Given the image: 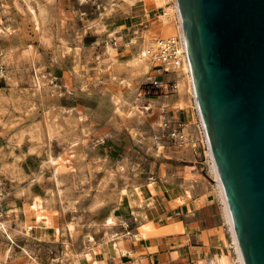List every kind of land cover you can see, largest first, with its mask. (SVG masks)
Returning a JSON list of instances; mask_svg holds the SVG:
<instances>
[{
	"label": "rangeland",
	"instance_id": "374dc122",
	"mask_svg": "<svg viewBox=\"0 0 264 264\" xmlns=\"http://www.w3.org/2000/svg\"><path fill=\"white\" fill-rule=\"evenodd\" d=\"M165 1L151 24L135 0H0V262L72 264L113 231L115 243L129 237L145 223L123 191L155 194L160 178L217 189L202 151L164 130L192 108L187 73L133 61L145 30L176 34L177 0ZM35 199L43 207L31 210ZM46 219L50 233H37Z\"/></svg>",
	"mask_w": 264,
	"mask_h": 264
},
{
	"label": "water",
	"instance_id": "95a60500",
	"mask_svg": "<svg viewBox=\"0 0 264 264\" xmlns=\"http://www.w3.org/2000/svg\"><path fill=\"white\" fill-rule=\"evenodd\" d=\"M245 264H264V0H178Z\"/></svg>",
	"mask_w": 264,
	"mask_h": 264
},
{
	"label": "crops",
	"instance_id": "0c3cea01",
	"mask_svg": "<svg viewBox=\"0 0 264 264\" xmlns=\"http://www.w3.org/2000/svg\"><path fill=\"white\" fill-rule=\"evenodd\" d=\"M133 4L138 5L140 20L145 15L151 24L158 21L152 16L162 8L158 0H135ZM190 111L180 113L181 118L190 120ZM155 183L156 195L139 187L144 201L141 202L137 195L129 202L132 214L145 215V218L138 215L145 225L132 224L127 231L129 237L115 244H101L93 254L84 257L76 254L79 264H237L233 237L218 189L204 183L189 187L170 177L160 178ZM149 201L152 206L145 205ZM134 222H138L136 217ZM51 228L40 223L36 225L39 234L50 233ZM37 260L38 264L44 263ZM2 262L0 264H6ZM25 263L36 264L35 261Z\"/></svg>",
	"mask_w": 264,
	"mask_h": 264
},
{
	"label": "bare ground",
	"instance_id": "6f19581e",
	"mask_svg": "<svg viewBox=\"0 0 264 264\" xmlns=\"http://www.w3.org/2000/svg\"><path fill=\"white\" fill-rule=\"evenodd\" d=\"M124 1H128V0H124ZM165 0H158V4L160 6H164L165 5ZM173 8V13H174V17H176V20H177V24H176V34L178 35H181V37L184 38V25H183V20H182V16H181V12H180V7H179V3H178V0L177 2H175L174 6L172 7ZM171 10V9H169ZM167 14V13H165ZM161 17V16H160ZM166 18V16H165ZM171 18V17H170ZM167 20V19H166ZM165 19L162 18V21H166ZM1 21V20H0ZM169 21H167L168 23ZM166 23V24H167ZM165 24V25H166ZM168 25V24H167ZM170 25V24H169ZM171 26V25H170ZM164 27V26H163ZM169 27V26H168ZM164 28L165 29V34H170L172 33V28ZM173 27V26H171ZM163 29V30H164ZM176 34L174 35V33L172 35L176 36ZM164 35V34H163ZM162 35V36H163ZM143 38H144V41L142 43V45H140L141 47L139 48L138 52L136 55H133L135 56L133 58V61L135 63H141L143 64L145 61H151L152 59L156 60L157 59V55L156 53L158 52L159 50V47H160V44H161V41L163 39H157L156 37V34L153 33V32H144L143 33ZM174 36H170V37H174ZM169 38V37H168ZM167 38H165L164 40H166ZM185 39V38H184ZM134 40L133 39V43H134ZM130 41V40H129ZM131 43V42H130ZM128 43V44H130ZM136 43V42H135ZM132 44V43H131ZM111 49V47L109 48V50ZM113 49V48H112ZM157 61V60H156ZM153 62V61H152ZM140 64V65H141ZM146 65V62L144 63ZM160 63L158 62L157 65H159ZM139 65V64H138ZM137 65V66H138ZM147 65H149L147 63ZM146 67V66H144ZM146 69L148 70L149 67ZM177 71H181L184 73H187V77L189 79V83H190V92H192L193 96L195 97L196 99V104L198 105L197 103V97H196V92H195V88H194V83H193V77H192V73H191V65H190V59L189 58H186L185 60V64L184 66H182L181 68H176ZM148 72V71H147ZM181 72H179L181 74ZM185 75V74H184ZM179 78V77H178ZM182 79V78H181ZM179 82V81H178ZM180 86L178 85V88ZM120 105V104H119ZM209 155H210V158H211V163H210V172L212 173L213 175V181L215 183V186L217 187L219 193H220V196L222 198V201L224 202V207H225V212H226V217H227V222H228V225H229V228H230V232L232 234V237H233V244H234V247H235V251H236V260H237V264H245V261H244V257H243V254H242V250H241V247H240V243H239V238H238V234H237V230H236V226H235V222H234V218H233V215H232V212H231V208H230V205H229V202H228V199H227V196H226V193H225V189H224V186H223V182H222V179H221V176H220V173H219V170H218V166L216 164V161H215V158L213 156V153H212V150H211V147L209 145ZM153 183V182H152ZM153 185L150 184V187H152ZM125 190V189H124ZM188 192V191H187ZM190 192V191H189ZM54 193V192H53ZM139 195L141 197V202L144 201V194H143V191H141V189L138 187H134V191H128V190H125L123 191V196H122V200H126V199H129V198H133L134 195ZM55 195V193L53 194ZM183 195V194H182ZM187 195V194H186ZM56 196V195H55ZM54 196V197H55ZM148 196V195H147ZM192 196V195H191ZM41 198V197H40ZM43 200V199H41ZM41 200L38 201V199H35L33 201V205H32V209L31 210H35L36 208H41V206L43 205L41 203ZM126 204V202H125ZM125 204L123 206H125ZM146 206H152V202L149 201V202H146L145 203ZM127 206V204H126ZM43 207V206H42ZM48 207V206H47ZM138 215L140 216L141 214L139 213H134L132 214V216L136 217L137 218V221H139L140 219L138 218ZM44 216V215H43ZM142 217L145 218V215H141ZM34 218V217H33ZM143 219V218H142ZM53 225V222L49 219H46L44 221V226L45 227H52ZM2 226V225H1ZM27 228V227H26ZM29 228V227H28ZM70 232L73 230V225L72 224H69L68 226ZM2 229V228H1ZM54 233L55 235H59L60 234V228L58 227H54ZM4 230V229H3ZM7 230V229H6ZM8 231V230H7ZM26 231V230H25ZM28 233L31 232V228L30 229H27ZM50 231V230H49ZM45 232V231H44ZM48 233V232H47ZM44 234V233H43ZM62 235V234H61ZM118 236V234L113 231L110 233L109 235V240H108V244L111 245V243L115 244V238ZM57 238V236H56ZM93 238L90 237V240H92ZM117 246V245H116ZM113 249V248H112ZM71 252V251H70ZM124 252V251H123ZM70 255V254H69ZM72 255V261L74 264H79V259L77 257V255L75 253L71 254ZM70 255V256H71ZM121 255V254H120ZM68 257V255H67ZM69 259V258H68ZM71 261V262H72ZM72 263V264H73Z\"/></svg>",
	"mask_w": 264,
	"mask_h": 264
},
{
	"label": "built area",
	"instance_id": "2783aa9c",
	"mask_svg": "<svg viewBox=\"0 0 264 264\" xmlns=\"http://www.w3.org/2000/svg\"><path fill=\"white\" fill-rule=\"evenodd\" d=\"M185 38V34H184ZM176 34L174 37H169L162 40L159 50L156 53L159 61V67L165 72L175 71L176 68H181L185 64L186 58H189L186 38ZM191 65V64H190ZM154 86L158 89L163 88L164 82L155 78ZM171 91L162 92L164 98H170L178 90V85L174 83ZM192 100V117L189 121H185L179 115L175 119L166 120L164 123V130L167 132L169 138L181 146L192 149L195 153L200 149L207 164L211 163L209 155V138L207 130L199 109L196 104V99L192 92L190 93ZM198 103V102H197ZM183 109L180 108V111ZM181 113V112H180ZM192 125L193 127H189ZM211 147V146H210Z\"/></svg>",
	"mask_w": 264,
	"mask_h": 264
}]
</instances>
